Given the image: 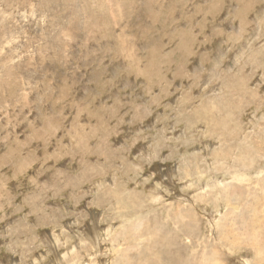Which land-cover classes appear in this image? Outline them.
<instances>
[{
  "label": "rangeland",
  "instance_id": "obj_1",
  "mask_svg": "<svg viewBox=\"0 0 264 264\" xmlns=\"http://www.w3.org/2000/svg\"><path fill=\"white\" fill-rule=\"evenodd\" d=\"M0 264H264V0H0Z\"/></svg>",
  "mask_w": 264,
  "mask_h": 264
}]
</instances>
